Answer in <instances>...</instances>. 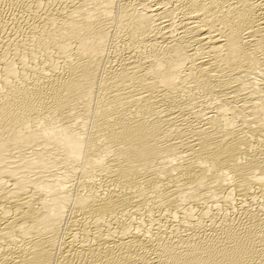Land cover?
Returning a JSON list of instances; mask_svg holds the SVG:
<instances>
[{"label": "bare ground", "instance_id": "bare-ground-1", "mask_svg": "<svg viewBox=\"0 0 264 264\" xmlns=\"http://www.w3.org/2000/svg\"><path fill=\"white\" fill-rule=\"evenodd\" d=\"M0 264H264V0H0Z\"/></svg>", "mask_w": 264, "mask_h": 264}]
</instances>
